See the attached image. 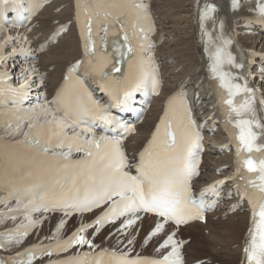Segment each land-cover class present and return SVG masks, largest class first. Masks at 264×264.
<instances>
[{"label":"bare ground","instance_id":"1","mask_svg":"<svg viewBox=\"0 0 264 264\" xmlns=\"http://www.w3.org/2000/svg\"><path fill=\"white\" fill-rule=\"evenodd\" d=\"M149 3L151 13L157 23V32L154 36L147 35V37L155 43L152 52L159 63L158 68L162 73L164 87L162 93L153 99L144 121L136 127V132L124 144L130 155H135L150 138L162 112L165 98L172 92L180 89L190 90V97L198 116L208 119L209 122L214 120L212 117L209 118V114L216 111V108L213 105V99L208 95L206 69L209 65L210 54L215 48L211 42L207 45L206 41L207 33L211 36L220 33L222 24L218 26L209 14L208 19L203 21L201 17L207 5L211 4L219 9L223 24L227 28L230 27L233 33L238 34L245 52L249 50L263 52V54L259 53L256 63L248 66L251 68L250 72L247 68L243 71L248 75L258 74V78L255 81L250 80V84L256 95L264 99V33L260 32V27H255L254 30L245 27L243 19L256 8L259 0H241V4L238 2L234 7L229 0H149ZM73 5L74 0H55L47 5L30 24V26L35 24L34 30L30 33L27 32V28L10 32L6 28L0 30V35L4 39L12 36L4 46L7 45L8 50L16 48L15 55L8 64L4 65V69L8 70L13 79L19 82L35 75L33 82L22 89L30 106L41 103L31 115L37 117L33 120L34 127L48 124L47 122L52 121L54 117H60L49 104L50 98L61 82L67 65L76 62L82 56L81 42L73 21ZM68 23L70 25L64 33L56 42L50 43L46 51L43 53L30 51L31 48L37 50L39 43L46 42L56 26ZM51 67L53 69H50ZM226 67L233 71L239 70L228 64ZM258 103L261 104L260 101ZM42 108H48L50 112L44 115L41 112ZM19 124V131H15L17 125H7L0 129V135L4 138H20L30 129L29 120H22ZM80 137L85 140L95 136L80 134ZM226 138L227 136L222 133L219 126L215 132L209 131L204 137L207 143L204 163L194 183L197 190H203L213 185L215 181L224 180L225 195L218 208L208 214L205 221H197L180 228V233L174 236V240L178 243L180 242L178 239L186 241L180 255L185 264H240L243 260L249 228L252 226V213L248 202L243 201L240 195L233 193L232 197L229 196L232 187L226 182V178L233 169L234 152L221 151ZM10 150L15 154L20 151L16 147H11ZM59 152L62 151H56V153ZM6 171L9 174L13 173L14 164L9 163ZM19 208L20 206L10 202L0 204V212L4 213L10 209L18 211ZM98 214L99 211L70 218L59 214H38L33 218L39 222L43 220V223L32 234L18 240L13 238L22 235L21 232L15 235H2V233L9 228L14 230L16 226L22 224L24 216L19 212L11 218H5L4 214L1 215L0 264H6L3 254L16 255L25 248H35L51 242L68 240L75 230L83 224L89 225ZM138 215L140 219L136 220L132 227L117 231L112 236L110 233L126 219L135 217L130 215L96 234L95 237H93L94 229L83 232L82 234L92 242V246L87 244L83 247L78 246L69 254H77L86 248L96 251L99 248H109L115 252L132 251V255L153 257H163L170 253L172 247L160 248V244L164 243L167 238L161 240L159 244L156 242L174 232V226L165 224L161 232L145 243V238L155 227V222L159 218L143 213H138ZM66 219L67 222H64ZM61 221L64 223L62 227H59ZM54 258H45L32 264H47ZM16 264L20 263L17 261Z\"/></svg>","mask_w":264,"mask_h":264},{"label":"snow or ice","instance_id":"2","mask_svg":"<svg viewBox=\"0 0 264 264\" xmlns=\"http://www.w3.org/2000/svg\"><path fill=\"white\" fill-rule=\"evenodd\" d=\"M79 10V5L77 6ZM117 7L123 9L118 15L113 12H104L105 21L111 19L117 24H120L121 29L125 28L123 21L130 18L131 11L128 4L124 3ZM215 11L214 5H207L202 19L208 16L209 13ZM257 11L264 17V0H260L257 5ZM95 15L99 17V12H93L88 19V36L85 42V55L90 52L91 35V17ZM79 18V16L77 17ZM105 33L107 34L108 25L103 24ZM133 31L130 37L128 32H124L123 44L126 46V51L122 52V56H129L130 59H137V64L132 65L133 77L128 88L123 92V97H117L118 104H125L132 97L133 93L141 88L151 86L153 91L158 90L160 81L158 73L150 66V60L145 61L140 53L143 51L142 46L134 47L132 39L136 38L135 25L132 26ZM83 35V32H82ZM231 43L230 40H225L224 45ZM95 55V52H92ZM234 58L228 53L225 48H217L213 54V63L211 70L219 78L224 88L228 90V99L225 103L229 106L228 116L231 117L235 113L236 117H241L235 120V127L239 130L235 137L237 140V175L244 179L241 175L242 170H246L248 174L254 176V179L246 180V187L243 196H248L249 203L252 207V226L249 228L250 242H248L244 251L247 256L248 264H264V123L256 115V110L253 107L254 90L247 86V82L242 86L232 82V75L223 72L222 65L227 62L232 64ZM91 62V61H90ZM80 61L69 69L68 76L65 77V84L61 87L57 94L58 98L63 97L65 103L69 105L64 110V116L48 121L49 125L54 127L47 129L48 135L60 137L64 135L66 127H75L76 121L73 120L72 125L67 121L72 113L69 110L72 97L86 92L83 89L82 82L76 81L68 88L69 79L75 67L79 66ZM236 67H242L237 64ZM138 69V71H137ZM119 71V69H116ZM248 94V99L239 107L235 106L232 97L237 93ZM91 101V97H88ZM175 98L169 99V105ZM93 108L96 107L95 101H91ZM264 103V101H261ZM93 109L84 104H80L78 115H87ZM41 112L47 115L50 112L48 108H42ZM248 117V118H244ZM37 117L29 116L28 127L31 129L35 125L33 120ZM100 119L110 122L107 116H100ZM177 120L175 127L173 119ZM163 129V134H162ZM20 130V124H17L15 131ZM87 131V130H85ZM126 131H134L133 128H127ZM28 135L27 133L25 134ZM70 142L66 145L67 152L54 153L53 155L67 159L73 150L84 152V159L70 161L65 165L69 168L71 165L81 166L79 172L72 181V187L67 193L55 199L58 202H66L74 200L73 204L79 211H90L92 206L98 203L111 200L107 211L98 217L94 223L103 225L110 217L115 218L132 214L134 219H126L122 227L133 225L136 220L140 219L138 213H153L161 218V221L155 223V227L150 231L145 238L147 243L153 236L161 232L165 228V224L172 222L178 228L181 224L187 223L191 219H204L203 213L206 208L211 207V204H206L203 196L205 192H212L219 196L217 189L218 185H223L224 180L215 181L213 185L201 191V199L197 201L192 196V180L198 174L197 165L199 161L196 159L195 150L199 147V133L195 131L194 121L186 110L183 115L177 117L176 111H165L164 117L157 125L156 131L152 134V139L148 146L140 153L139 164L137 165L138 175H130L124 171L127 166V158L121 149L120 141L110 139L106 136H101L98 139L93 137L80 141L79 134L72 137H66ZM37 146L43 148L44 152L48 151L47 147L40 144L39 139L30 141ZM57 147L64 148V143L57 144ZM260 153L261 156H256ZM235 176L226 179L235 180ZM83 181V190L85 197L80 200L78 196H73L72 193L81 191L80 181ZM239 187V185H238ZM251 188L259 193L255 201L249 194L248 189ZM118 197V199H113ZM63 221L59 227L63 226ZM91 225L83 224L66 242L68 246L73 243L80 245H90L92 242L84 235H80ZM99 231V228L96 229ZM175 232L167 236V239L161 247L172 245V251L168 255L163 256L160 260L150 259L147 257H137L128 259L126 254H122L116 259L115 264H182V259L179 254L181 243L174 240ZM131 243V241H129ZM66 250V248L64 249ZM51 254V253H47ZM87 255V254H86ZM115 256V254H113ZM175 257V259H172Z\"/></svg>","mask_w":264,"mask_h":264},{"label":"rangeland","instance_id":"3","mask_svg":"<svg viewBox=\"0 0 264 264\" xmlns=\"http://www.w3.org/2000/svg\"><path fill=\"white\" fill-rule=\"evenodd\" d=\"M249 28L252 29V30L255 29V28H251V27H249ZM258 31H259V30H258ZM260 32L264 33L262 30H261ZM162 42H164V39H162ZM33 52H34V50H33ZM50 69H53V67H51ZM158 220H160V219H157V221H158ZM157 221H156V222H157ZM156 222H155V223H156ZM53 224H54V222H53ZM53 224L50 226L51 228L53 227ZM51 228H49V230H50ZM49 230H48V231H49ZM45 232H47V231H45ZM45 232H43V234H45ZM174 232H175V233H180V229H175ZM204 234H206V231H204ZM110 235L112 236V235H113V232H111ZM207 235H208V234H207ZM111 236H109V237H111ZM185 236H186V235H185ZM93 237H94V236H93ZM186 237H187V236H186ZM165 238H167V237H164V238H161V239L157 240L156 244H159V243L161 242V240H163V239H165ZM142 251L145 252V250H142Z\"/></svg>","mask_w":264,"mask_h":264}]
</instances>
